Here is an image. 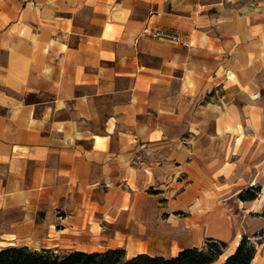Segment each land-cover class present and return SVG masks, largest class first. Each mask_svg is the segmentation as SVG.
<instances>
[{"label": "crops", "instance_id": "crops-1", "mask_svg": "<svg viewBox=\"0 0 264 264\" xmlns=\"http://www.w3.org/2000/svg\"><path fill=\"white\" fill-rule=\"evenodd\" d=\"M263 212L264 0H0V248L264 264Z\"/></svg>", "mask_w": 264, "mask_h": 264}, {"label": "trees", "instance_id": "trees-1", "mask_svg": "<svg viewBox=\"0 0 264 264\" xmlns=\"http://www.w3.org/2000/svg\"><path fill=\"white\" fill-rule=\"evenodd\" d=\"M261 192V185H253L242 191L239 197L254 200ZM255 236H261V242L264 241V229ZM227 246L223 240L209 238L203 246L186 248L172 257L148 254L129 257L123 248L89 253L75 249L57 252L47 248L35 250L27 246H10L0 248V264H213ZM256 251V244L244 235L236 252L227 258L225 264H251Z\"/></svg>", "mask_w": 264, "mask_h": 264}, {"label": "bare ground", "instance_id": "bare-ground-1", "mask_svg": "<svg viewBox=\"0 0 264 264\" xmlns=\"http://www.w3.org/2000/svg\"><path fill=\"white\" fill-rule=\"evenodd\" d=\"M239 244H240L239 240H236V241L231 245V247H230L229 249H227V250L225 251V253H223V254L221 255L220 261H221V262H225L226 259H227V257H229L230 254H233V253L236 252V250H237Z\"/></svg>", "mask_w": 264, "mask_h": 264}, {"label": "rangeland", "instance_id": "rangeland-1", "mask_svg": "<svg viewBox=\"0 0 264 264\" xmlns=\"http://www.w3.org/2000/svg\"><path fill=\"white\" fill-rule=\"evenodd\" d=\"M261 241V240H260ZM223 262L220 261V259L216 262V264H222Z\"/></svg>", "mask_w": 264, "mask_h": 264}]
</instances>
